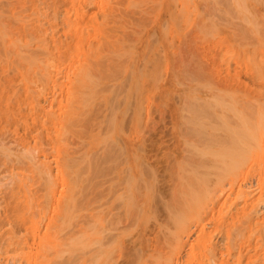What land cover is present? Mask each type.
<instances>
[{"label":"rangeland","instance_id":"374dc122","mask_svg":"<svg viewBox=\"0 0 264 264\" xmlns=\"http://www.w3.org/2000/svg\"><path fill=\"white\" fill-rule=\"evenodd\" d=\"M0 29L17 37L19 46L29 41L28 48L25 44L13 48L3 44L5 34L0 33V217L14 224L5 222L0 229V248L6 238L2 239L9 236L8 229L34 246L24 250L23 260V254L9 251L0 257V264H15L18 259L25 264L36 250L40 258L45 255L41 262L89 264V214L109 206L116 218L124 220L119 225L122 237L109 247L112 255L108 252L107 262L111 264H155L158 260L156 264H264V0H0ZM91 47L99 49L88 60L89 73L94 75L88 109L84 107L85 84L75 74L85 65L84 53ZM48 55L55 59L49 61L52 71L59 74L56 80L40 79L37 72L39 63L44 64L39 61ZM40 91L47 92L42 94L43 112L32 103L38 104ZM71 100L78 104L79 113L66 126L65 132L71 133L61 145L66 157H72L73 166L69 165L73 169L60 170V158L53 152L59 146L60 127L54 118L66 116ZM130 142L145 159L137 164L141 173L125 175L139 192L129 188L125 196L117 197V193L108 194L106 183H116L115 167L125 166L122 161ZM26 149L52 164L54 194L48 193V180L44 182L29 170ZM108 156H120L119 163ZM204 175L207 190L202 188ZM144 179L149 188H142ZM218 179L225 181L223 194L216 199L207 196L208 187L210 192L215 189ZM147 188L148 193L144 192ZM134 193L141 195L137 198ZM242 193L248 194L247 199ZM203 194L211 204L206 198L201 202ZM197 195L201 204L191 199ZM191 200L197 203L194 206L206 204L201 207L204 216L196 213L197 206L193 210ZM122 203L126 204L121 207ZM130 204L137 217L126 219ZM189 211L192 217L197 214L198 222L189 219V230L179 245L173 240L177 217L190 215ZM8 212L11 217H6ZM253 212L257 217L249 224ZM30 218L37 221L38 230L29 227ZM157 225H162L161 230ZM155 227L157 232L152 230ZM145 230L156 233L150 231L143 237ZM37 235L42 242H46L44 236L53 239V243L47 241L49 245L41 242L44 252H38L34 244Z\"/></svg>","mask_w":264,"mask_h":264},{"label":"bare ground","instance_id":"6f19581e","mask_svg":"<svg viewBox=\"0 0 264 264\" xmlns=\"http://www.w3.org/2000/svg\"><path fill=\"white\" fill-rule=\"evenodd\" d=\"M109 1V0H108ZM103 3V2H102ZM109 3H111V2H109ZM105 4V3H104ZM103 5V4H102ZM186 5V4H185ZM107 6V5H106ZM105 7V6H104ZM185 7H188V5L187 6H185ZM184 9V8H183ZM188 10V9H187ZM56 12V11H55ZM59 15V14H58ZM57 15V16H58ZM37 18V17H36ZM20 21V20H19ZM106 22V21H105ZM108 22V21H107ZM98 24V23H97ZM105 24H107V23H105ZM26 25V24H25ZM101 25V24H100ZM27 26V25H26ZM97 26V25H96ZM105 26V25H104ZM103 26V27H104ZM107 26V25H106ZM2 27H4V26H2ZM24 27V26H23ZM101 27H102V25H101ZM6 29H7V27H5ZM13 28V27H12ZM105 28H107V27H105ZM104 28V29H105ZM3 29V28H2ZM2 29H0V31L2 30ZM6 29H4V32H5V30ZM10 29V28H9ZM25 29V28H24ZM24 29H22V30H24ZM35 29V28H34ZM72 29V28H71ZM101 29V28H100ZM103 30V29H102ZM3 31V30H2ZM7 31V30H6ZM26 31V30H25ZM33 31V30H32ZM70 31V30H69ZM80 31V30H79ZM82 31V30H81ZM84 31V30H83ZM8 32V31H7ZM12 32V31H11ZM74 32H75V30H74ZM102 32V31H101ZM104 33H105V31H103ZM0 33H2V34H5V35H3V37H4V40L2 39V41H4V43L3 44H5V45H9L10 47H13V46H15V47H17V49H18V47H21L22 45H28V42L29 41H27L26 43H24V41H23V43L24 44H22V45H20L19 46V42H20V40L19 39H17V37L16 38H11L10 36L12 35H8V33L6 34V33H3V32H0ZM87 33V32H86ZM86 33H84L85 35H86ZM1 34V35H2ZM8 37H7V36ZM21 35H23V34H21ZM38 35V34H37ZM83 35V34H82ZM14 36V35H13ZM24 36V35H23ZM84 36V35H83ZM101 36H104L103 34L101 35ZM101 36H100V38H99V40L101 39ZM1 37V36H0ZM7 37V38H6ZM9 37L11 38V39H9ZM41 37H43L42 35L40 36V39H42ZM46 38V37H45ZM36 39H37V36H36ZM80 39V38H79ZM85 39V38H84ZM105 39V38H104ZM44 40V39H43ZM43 40H41L42 42H43V44L45 43ZM82 40V39H81ZM111 40V39H110ZM109 40V41H110ZM22 41V40H21ZM83 41V40H82ZM109 41H106L105 40V42H108L109 43ZM115 41V40H114ZM113 41V42H114ZM121 41H123V40H121ZM84 42V41H83ZM85 42H86V40H85ZM118 42H120V41H118ZM124 42V41H123ZM126 42V41H125ZM102 43H103V41H102ZM116 43V42H115ZM21 44V43H20ZM30 44H31V42H30ZM43 44H42V46H43ZM101 43L99 42V45H100ZM111 44H112V41H111ZM111 44H109V45H111ZM118 44V43H117ZM117 44H115L116 46H117ZM119 44H121V43H119ZM26 45V46H27ZM32 45V44H31ZM30 45V46H31ZM46 45H47V43H46ZM46 45H44V46H46ZM114 45V44H113ZM122 46L123 45H125V44H121ZM120 45V47H122ZM41 46V45H40ZM39 46V47H40ZM43 46V47H44ZM89 46H91V45H89ZM105 46V45H104ZM107 46V45H106ZM105 46V47H106ZM132 46V45H131ZM15 47H13V48H15ZM48 47V46H47ZM99 47V46H98ZM97 47V48H98ZM103 47V46H102ZM134 47V46H133ZM22 48H23V46H22ZM27 48H28V46H27ZM91 48H93V47H91ZM91 48H90V52L88 51L87 53H84L86 56H87V58H85V57H83L84 59H85V65L79 70V72L78 73H76L75 75H76V78H77V76H79L80 78H81V80L83 81V84H85V88H84V92H85V100H84V107H88V109H89V105H90V100H91V98H92V93H93V88H90V86H91V84L93 83V79L94 78H92V75H93V73H89V63H88V60L90 59L89 57H90V55L97 49L96 47H95V49L93 48V50H91ZM46 49V47H44V50ZM99 49V48H98ZM101 49H103V48H101ZM132 49V48H131ZM134 49V48H133ZM132 49V50H133ZM50 50V49H49ZM130 49H128V51H129ZM47 51H48V48H47ZM45 52V51H44ZM96 52V51H95ZM98 52H100V51H98ZM130 52V51H129ZM132 52V51H131ZM46 53V52H45ZM52 53V52H51ZM128 53V52H127ZM48 54V53H47ZM46 54V55H47ZM126 54V53H125ZM51 55H53V54H51ZM102 55V54H101ZM50 55H48V57H49ZM81 56V55H80ZM123 56V55H122ZM125 56V55H124ZM128 56V55H127ZM47 57V56H46ZM52 57H55V56H52ZM129 57V56H128ZM50 58H51V56H50ZM48 58L47 60H40V59H38L37 61H36V59L34 60V62H38L39 60V62H41V63H44L43 65L42 64H40L39 62V67H40V70L38 71L37 69L39 68L38 66V68L36 69L37 70V72L39 73V75H40V79H45V80H53V79H55L56 80V78H57V76H59V74L57 75V73H55L54 71H52V63H54V60L51 58ZM92 58V57H91ZM49 60H53V62L50 64V61ZM125 60V59H124ZM56 61H58L57 59H56ZM133 61V60H132ZM48 62H49V66L47 65L48 64ZM133 64V63H132ZM38 65V64H37ZM131 65V64H130ZM55 68V67H54ZM54 70V69H53ZM128 70H130V68L128 69ZM94 76V75H93ZM102 78V77H101ZM78 79V78H77ZM47 80V81H48ZM96 80V79H95ZM96 84V83H95ZM94 84V85H95ZM136 84H137V82H136ZM136 84H135V86H136ZM94 87V86H93ZM97 87V86H96ZM136 88V87H135ZM87 89H89V91H87ZM94 89H95V87H94ZM96 91V90H95ZM41 92V91H40ZM43 92V93H42ZM41 93H39V94H37L38 95V97H37V100H39L38 101V104L36 103V102H32V103H35L36 104V106H34V107H37V109L39 108V110H42V112L44 111V109L45 108H42V106H41V102H42V98L44 97L43 95H45L47 92H44V91H42ZM108 93V92H107ZM117 93V92H116ZM40 94H41V96L42 97H39L40 96ZM43 94V95H42ZM115 94V93H114ZM46 96V95H45ZM100 96V95H99ZM118 97H119V95H118ZM132 97H133V95H132ZM97 99V98H96ZM109 99V98H108ZM36 100V101H37ZM76 100H78V98L76 99ZM110 100H111V97H110ZM35 101V100H34ZM72 101V100H71ZM69 102V106H68V108H67V113H66V116L64 117V118H62V117H60V119L59 120H57V118H54V122H55V124L57 125H59V129H57V133H58V138H57V145H59L58 146V149L56 150V148H55V150L53 151V152H56L57 151V155L59 156V169L60 170H62V168H67L68 170H70V168H71V166H73L72 165V161H73V159H71L72 157H66V155H65V148H63V146L61 145V144H64L65 142H66V140H67V138H68V135L71 133V132H65V128H66V126H71L70 125V120H72V119H75V115H77L79 112H78V104H75V105H73L74 103H75V101H72V102ZM92 101H93V99H92ZM78 101H76V103H77ZM118 102V101H117ZM130 102V101H129ZM93 103V102H92ZM91 103V104H92ZM96 103V102H95ZM34 104V105H35ZM109 104H110V102H109ZM114 104V103H113ZM131 104V103H130ZM72 105H73V107H72ZM94 105V104H93ZM81 107V106H80ZM93 107V106H92ZM128 107V106H127ZM110 108V107H109ZM108 109V108H107ZM138 109H140V107L138 108ZM36 110V109H35ZM87 110V109H86ZM126 110H127V108H126ZM92 111V110H91ZM90 111V113H92ZM110 111V110H109ZM126 112V111H125ZM137 113H135V115H136ZM111 115H112V113H111ZM134 115V116H135ZM139 115V114H138ZM38 116V115H37ZM42 116V115H41ZM113 116H115V115H113ZM122 116H123V114H122ZM140 116V115H139ZM137 117V116H136ZM136 117H135V120L136 121H138L137 119H136ZM112 118V117H111ZM93 119V118H92ZM140 119H141V117H140ZM139 119V120H140ZM121 120V119H120ZM122 120H123V117H122ZM39 121V120H38ZM109 121V120H108ZM136 121H135V125L136 124H138V123H136ZM120 122V121H119ZM122 122H124V121H122ZM139 122V121H138ZM41 123V122H40ZM68 123H69V125H68ZM72 124V123H71ZM124 124V123H123ZM140 124V123H139ZM112 126V125H111ZM138 126V125H137ZM136 126V127H137ZM118 127H120V124L118 125ZM58 128V127H57ZM135 128V127H134ZM120 128H118V130H119ZM122 129H123V127H122ZM136 129V128H135ZM139 129V128H138ZM124 130V129H123ZM134 131V130H133ZM139 131V130H138ZM120 132V131H119ZM124 132H125V130H124ZM121 133H122V130H121ZM126 133V132H125ZM132 135V134H131ZM137 135V134H136ZM7 137V136H6ZM137 137V136H136ZM15 138V137H14ZM2 139V138H1ZM4 139V138H3ZM7 139V138H6ZM6 139H4V140H6ZM12 139V138H11ZM18 139V138H17ZM132 139V138H131ZM104 141V140H103ZM133 141H134V139H133ZM100 143V142H99ZM54 144L56 145V143L54 142ZM2 145H3V143H2ZM4 146V145H3ZM33 147V146H32ZM137 147V146H136ZM135 147V145L132 143V142H130V143H127V145H126V148H127V155H125L124 157H123V161H122V163L125 165L124 167H120L119 166V164L115 167L116 168V170L114 171L115 172V180H113V181H115L116 183H114V184H111V183H106V185L108 184V187H107V190H108V194H109V192L111 193H117V197H121L122 196V194H124V196H125V192L126 191H128L129 190V188H135L134 190H136V193L137 192H139L137 189H136V187L134 186H131V184H129V181H127V179H126V177H125V175L126 176H128V174L129 175H132V174H138V173H141V172H139V171H141L140 170V168H139V171H137V164H138V161H141V160H143L144 159V156L140 153V151H138L139 149L138 148H136ZM139 147V146H138ZM25 148H27V146L25 147ZM36 150H37V148L36 147H34ZM33 148V149H34ZM63 148V149H62ZM140 148V147H139ZM146 148V147H145ZM34 149V150H35ZM112 149V148H111ZM111 149H109V150H111ZM27 150V149H26ZM145 150V149H144ZM27 151H29L28 153H29V155H28V153L27 152H25V155H27V161L28 162H30V163H28L27 161V164L28 165H30V169L29 170H31V172L33 173V175H35V177H39L40 179H43V181L45 180H48V181H44L45 183H47V182H49L50 184H49V187H48V185H46V187L49 189H47L48 190V193H49V191H51L50 193L51 194H54V192H55V190H54V188L53 187H56V185L53 183V181H52V179H53V167H52V164H50V163H48V161L46 162L45 160H43V159H41L39 156H33V154H35V152L34 151H31V152H34V153H30V149L29 150H27ZM44 151V153L46 152V150H43ZM123 151V150H122ZM121 151V152H122ZM52 152V153H53ZM119 152H120V150H119ZM107 153V155H111L112 156V152H106ZM115 153H116V151H115ZM144 153V152H143ZM30 154L34 157H31L30 156ZM114 154V153H113ZM120 154V153H119ZM117 155H118V151H117ZM108 156V157H109ZM114 156V155H113ZM104 157V156H103ZM107 157V156H106ZM110 158V157H109ZM107 159L108 161H106V162H108V163H110L109 162V160L110 159H112L113 161L114 160H118V159H120V156H118V157H111L110 159ZM121 158H122V155H121ZM103 159V158H102ZM105 160V159H104ZM111 160V161H112ZM145 160V159H144ZM45 161V162H44ZM65 161L68 163V165L65 163ZM93 161H96V160H93ZM89 162V161H88ZM105 162V163H106ZM118 163H119V160L117 161ZM96 163V162H95ZM104 163V164H105ZM116 162H114V164H115ZM179 163H181V162H179ZM71 166H70V165ZM88 164H90V163H88ZM113 164V163H112ZM111 164V165H112ZM27 165V166H28ZM110 165V166H111ZM122 165V164H121ZM93 166V165H92ZM108 166V165H107ZM110 166H108V167H110ZM115 166V165H114ZM113 166V167H114ZM29 167V166H28ZM74 167H76V166H74ZM88 167H90L89 165H88ZM96 167V166H95ZM97 167H98V165H97ZM71 169H73V167L71 168ZM75 169V168H74ZM91 169V168H90ZM148 169V168H147ZM76 170V169H75ZM74 170V171H75ZM92 170L94 171V169L92 168ZM144 170H146V169H144ZM149 170H150V168H149ZM148 170V171H149ZM109 171V170H108ZM147 171V172H148ZM151 172H152V174H154L155 172H154V170L152 169V170H150ZM65 172V171H64ZM144 172V171H143ZM229 173V172H228ZM227 173V174H228ZM91 174H92V172H91ZM106 174V173H105ZM145 174V173H144ZM221 174H223V173H221ZM225 174V173H224ZM232 174V173H231ZM110 175V174H109ZM108 175V176H109ZM264 175V174H263ZM133 176V175H132ZM131 176V177H132ZM188 176V175H187ZM227 176V175H226ZM105 178H106V176H104ZM117 177V178H116ZM130 177V176H129ZM130 177V178H131ZM139 177V176H138ZM141 177V176H140ZM151 177V176H150ZM149 177V178H150ZM204 177H206L205 175H204ZM204 177H202V178H204ZM222 177V176H221ZM110 178H111V176H110ZM129 178V179H130ZM222 178H225V175H224V177H222ZM221 178V179H222ZM235 178V177H234ZM263 178V177H262ZM37 179V178H36ZM113 178H111V180H112ZM135 179V178H134ZM154 179V178H153ZM220 179V180H221ZM232 179H233V176H232ZM236 179V178H235ZM238 179V178H237ZM51 180V181H50ZM99 180V179H98ZM110 180V179H109ZM110 180V182H112ZM117 180V181H116ZM131 180V179H130ZM204 180H208L207 179V177L206 178H204V179H202V181H204ZM219 180V179H218ZM220 180H219V183H218V185L217 184H215L216 186V188L215 189H213V190H211V192H210V187H208V194H207V196H213L214 198H215V196H218V197H221V195L223 194V192H224V186H222L221 184H224L225 183V181H224V183H222L223 182V180L220 182ZM230 180V179H229ZM263 180V179H262ZM201 181V182H202ZM51 182L54 184V185H52L51 184ZM94 182H96L95 180H94ZM105 182H107V180L105 181ZM137 183V181H134L133 183L136 185V183ZM156 182V181H155ZM200 182V183H201ZM205 182V181H204ZM204 182H202V183H204ZM207 182L208 181H206L205 182V186H203L202 188L203 189H206V188H204V187H206L207 186ZM233 182H234V180H233ZM243 182H244V179H243ZM262 182V181H261ZM263 182H264V180H263ZM92 183V182H91ZM132 183V184H133ZM139 183V182H138ZM137 183V184H138ZM144 183H145V185L143 184L142 185V188H145L146 189V187H148V186H150V185H148V183H149V181H148V179H144ZM201 183V184H202ZM98 184V183H97ZM105 184V183H104ZM140 184V183H139ZM138 184V185H139ZM155 184V183H154ZM232 184V183H231ZM264 184V183H263ZM24 185V184H23ZM53 186V187H52ZM144 186H146V187H144ZM152 186V185H151ZM237 186V185H236ZM235 186V187H236ZM24 187V186H23ZM94 187H95V185H94ZM101 187V186H100ZM140 187V186H139ZM189 187H190V185H189ZM214 187V186H213ZM91 188H93V187H90V192H91ZM98 188V187H97ZM104 188V187H103ZM149 188V187H148ZM148 188H147V191H144V192H147L148 193ZM178 188V187H177ZM183 188V187H182ZM186 188V187H185ZM184 188V189H185ZM234 188V187H233ZM262 188V187H261ZM264 188V187H263ZM26 189V188H25ZM95 189V188H94ZM93 189V190H94ZM140 189V188H139ZM145 189H143V190H145ZM176 189V188H175ZM191 189V188H190ZM193 189V188H192ZM195 189V188H194ZM22 190V189H21ZM23 190H24V188H23ZM27 190H28V187H27ZM70 190H72V188L70 189ZM96 190V189H95ZM101 190V189H100ZM105 190V189H104ZM150 190H151V188H150ZM207 190V189H206ZM205 190V191H206ZM215 190V191H214ZM261 190V189H260ZM89 191V190H88ZM155 191V190H154ZM154 191H152L153 193H154ZM204 191V190H203ZM203 191H201V195H202V192ZM203 192L204 194L207 192ZM212 191H213V193H212ZM31 192V191H30ZM135 192V191H134ZM209 192L210 193H212V194H209ZM242 192H244L243 190H242ZM15 193H18V190H17V192H15ZM14 193V194H15ZM95 193H97V192H95ZM111 193V194H112ZM128 194L127 195H129V192H127ZM131 193V192H130ZM150 193V192H149ZM183 193H184V191H183ZM195 193V192H194ZM216 193H217V195H216ZM218 193H220V194H218ZM245 193H248V192H245ZM24 194H25V190H24ZM93 194V193H92ZM99 194V193H98ZM106 194H107V192H106ZM135 194V193H134ZM150 194H152V193H150ZM155 194V193H154ZM154 194H153V196H154ZM203 194V195H204ZM243 195H244V193H242ZM241 194V195H242ZM249 194V193H248ZM248 194H245L244 196L246 197V195H248ZM28 195H29V193H28ZM91 195V194H90ZM116 195V194H115ZM126 195V196H127ZM136 195V197L138 198V196L139 195H141L140 193H139V195H137V194H135ZM144 195V194H143ZM147 195V194H146ZM145 195V196H146ZM159 195V194H158ZM182 195V194H181ZM180 195V196H181ZM186 195V194H185ZM20 196V195H19ZM34 196H35V193H34ZM95 196V195H94ZM105 196V195H104ZM108 196V195H107ZM110 196V195H109ZM124 196H123V198H124ZM144 196V197H145ZM178 196V195H177ZM206 195H204V197H202V201L201 200H199L200 199V196H196V199H195V197L194 198H191V199H193L194 201L196 200H198V202L197 203H200L201 204V202H203V198H206L205 200L208 202L209 201V199L207 198V196L205 197ZM16 197H18V196H16ZM93 197V196H92ZM112 197V196H111ZM131 197V196H130ZM135 197V198H136ZM185 197V196H184ZM186 197H188V196H186ZM189 197H191V196H189ZM248 197V196H247ZM247 197H246V199H247ZM33 199H34V197H32ZM114 198V197H113ZM116 198V197H115ZM128 198V197H127ZM127 198H125V200L127 199ZM139 198H141V196L139 197ZM146 198V197H145ZM145 198H144V200H145ZM154 198V197H153ZM199 198V199H198ZM210 198V197H209ZM214 198L212 199V200H214ZM217 198V197H216ZM215 198V199H216ZM264 198V197H263ZM20 199V198H19ZM110 199V198H109ZM117 199V198H116ZM129 200L131 199V198H128ZM219 199V198H218ZM243 199H245L244 197H243ZM249 199V198H248ZM92 200V199H91ZM118 200V199H117ZM116 200V201H117ZM129 200H126L127 202L129 201ZM135 200V199H134ZM133 200V201H134ZM181 200V199H180ZM262 200V199H261ZM18 201V200H17ZM24 201V200H23ZM36 201V200H35ZM47 201H49V200H47ZM46 201V202H47ZM114 201V200H113ZM154 201V200H153ZM152 201V202H153ZM185 201V200H184ZM192 201V200H191ZM201 201V202H200ZM206 201H204V203H206ZM211 201V200H210ZM210 201H209V204H211L212 203V201H211V203H210ZM245 201V200H244ZM251 201V200H250ZM20 202V201H19ZM18 202V203H19ZM25 202H27V201H25ZM89 202H90V200H89ZM104 202V201H103ZM108 202V201H107ZM121 202H122V200H121ZM139 202H140V200H139ZM213 202H215V200L213 201ZM220 202H221V200H220ZM220 202H218L217 204L219 205V203ZM247 202V201H246ZM261 202V201H260ZM29 203V202H28ZM34 203V202H33ZM48 203V202H47ZM109 203V202H108ZM132 203V202H131ZM154 203V202H153ZM188 203V202H187ZM197 203H195V202H193L192 201V203H190L191 205L193 204V206L195 205V204H197ZM21 204V203H20ZM34 204H37V203H34ZM33 204V205H34ZM40 204H41V202H40ZM43 204V203H42ZM99 204H100V201H99ZM107 203H105V205H106ZM126 203H122V206L121 207H123V205H125ZM139 204V203H138ZM199 204V205H200ZM249 204V203H248ZM32 205V204H31ZM33 205H32V209L34 210V208H33ZM95 205H97V204H95ZM94 205V206H95ZM104 205V203H103V206H105ZM190 205V208H193V206H191ZM206 204H204V205H201V207H203V206H205ZM208 205V204H207ZM94 206H92L93 208H94ZM138 206V205H137ZM136 206V207H137ZM140 206V205H139ZM188 206V205H187ZM197 206V205H196ZM196 206H194L195 208L193 209V210H195L196 209ZM209 206V205H208ZM35 207H36V205H35ZM120 207V208H121ZM128 207H129V204H128ZM127 207V210H126V219H133L134 217H137V216H135V214H136V212H134L131 208L133 207V203H132V207H131V204H130V208H128ZM135 207V206H134ZM141 207V206H140ZM166 207V206H165ZM184 207H185V205H184ZM198 207V209H196V210H198V212H196V213H199L200 214V217L203 215L204 216V214H205V211H204V208L202 209L200 206H197ZM211 207V206H210ZM42 208V207H41ZM89 208V207H88ZM106 208V209H105ZM105 208H103L102 209V211H101V209H100V213H98V214H96L97 212L96 211H93V213L92 212H90V214H89V221H88V231H89V229H90V233L89 232H86V233H89L90 235H87V237L89 236V251H88V262H89V264H107V263H109V262H107L108 261V257H110V254H111V252H109L110 251V249H111V247H110V245L115 241L116 242V240L115 239H117V237L119 238V236L122 234V232H120V229H122V228H120V224L121 223H123V217H121V216H118V218H116L112 213L113 212H111L112 211V208L109 206V207H105ZM148 207H146V209H147ZM153 208V207H152ZM189 208V207H188ZM221 208V207H220ZM99 209V208H98ZM123 209V208H122ZM207 209V208H206ZM214 209V208H213ZM216 209V208H215ZM35 210H37L36 208H35ZM138 210H139V208H138ZM190 210H192V209H190ZM195 210V211H196ZM257 210H258V207H257ZM257 210H256V213H257ZM264 210V209H263ZM10 211V210H9ZM123 211H124V209H123ZM137 211V210H136ZM195 211H194V213H195ZM253 211L255 212V210L253 209ZM96 212V213H95ZM102 212V213H101ZM139 212V211H138ZM149 212V211H148ZM253 212V214L255 215V213ZM211 213V212H210ZM222 213H223V211H222ZM7 214V213H6ZM5 214V215H6ZM11 214V213H10ZM112 214V215H111ZM118 214V213H117ZM173 214V213H172ZM188 213H185L184 215H187ZM189 214L190 215H187L188 216V220H186L187 219V216H183L184 218H185V220H183V221H181V219L183 218L182 216H178L177 218H180V220H179V222H177L178 223V227H177V231H175V233H174V231H173V233H174V236H176L175 237V239H173L174 241H176V239H177V241H179V245L182 243L181 241H182V236H183V234L184 233H186L188 230H189V226H188V223H189V221L190 220H192V221H196V222H198V220H195V217L197 216V214H196V216L195 217H192L194 214H192V211L190 212L189 211ZM198 214V215H199ZM212 214V213H211ZM215 214V213H214ZM258 214V213H257ZM36 215V214H35ZM120 215V214H119ZM138 215V214H137ZM141 215V214H140ZM139 215V216H140ZM192 215V216H191ZM250 215V214H249ZM253 215V216H254ZM38 216H39V214H38ZM141 216H143V215H141ZM145 216V215H144ZM219 216V215H218ZM230 216V215H229ZM228 216V217H229ZM252 216V214L248 217V222H249V224L250 223H252L255 219H256V217H257V215H255V218ZM259 216V215H258ZM6 217H11V216H9V212H8V216L6 215ZM17 217V216H16ZM33 217V216H32ZM35 217V216H34ZM198 217V216H197ZM174 218V217H173ZM183 218V219H184ZM191 218V219H190ZM232 218H233V215H232ZM246 218V217H245ZM31 219V218H30ZM33 219V218H32ZM29 220L28 219V222H31L32 224H33V226H32V224H31V226H29V227H35V228H37V226H36V224L35 223H37V221L35 222L34 220ZM35 219V218H34ZM137 219V218H136ZM190 219V220H189ZM206 219V218H205ZM209 219V218H208ZM226 219H228L227 218V216H226ZM247 219V218H246ZM258 219V218H257ZM10 220V218L9 219H7L6 220V218H5V220L3 219V218H1L0 217V229H3L4 227V225L3 224H5V222H6V224H9L10 226L13 224V223H11V221L13 222V220L11 219V221H9ZM17 220V219H16ZM15 220V221H16ZM27 220V219H26ZM38 220V219H37ZM140 220V219H139ZM210 220V219H209ZM14 221V222H15ZM127 221V220H126ZM125 221V222H126ZM181 221V222H180ZM247 221V220H246ZM8 222H10V223H8ZM18 222H20V220L18 219ZM23 222V221H22ZM38 222H39V220H38ZM124 222V223H125ZM131 222V221H130ZM130 222H129V224H130ZM133 222V221H132ZM140 222V221H139ZM24 223V222H23ZM203 222H201V224H202ZM247 223V222H246ZM255 223V222H254ZM20 224H22L21 222H20ZM28 224H30V223H28ZM27 224V225H28ZM41 224V223H40ZM175 224V223H174ZM14 225V224H13ZM23 225V224H22ZM134 225V224H133ZM160 225V224H159ZM159 225H157L156 227H158ZM253 225V224H252ZM6 226H8V225H6ZM131 226V225H130ZM162 226V225H161ZM161 226H159L160 227V230H161ZM203 226V225H202ZM3 227V228H2ZM18 227H19V225H18ZM24 227V226H23ZM147 227V226H146ZM152 227V226H151ZM156 227L155 228H153L152 230H154L155 229V231H156ZM247 227V226H246ZM250 227V226H249ZM27 228V227H26ZM40 228V227H39ZM133 228V227H132ZM179 228V229H178ZM19 229V228H18ZM52 229V228H51ZM147 229V228H146ZM151 229V228H150ZM164 229V228H163ZM162 229V230H163ZM242 229H245V227L244 228H242ZM241 229V230H242ZM26 230V229H25ZM27 230H28V228H27ZM29 230H31V228H29ZM28 230V231H29ZM33 230H34V228H33ZM32 230V231H33ZM36 230H38V228L36 229ZM86 230V229H85ZM131 230V229H130ZM159 230V231H160ZM176 230V229H175ZM2 231V230H1ZM8 231H10V232H8V234L7 235H9V236H7V237H2L3 239H2V241H4V239H5V242L3 243V246H2V244H1V248H0V257L2 256V255H4V254H8V253H10L9 251H14V252H18V254H20V256H22V254L24 253V250L25 249H27V248H32V247H34V246H31L30 247V243H29V241L28 240H26V241H23V240H25V238L22 240L20 237H18L17 236V232L16 231H13V229L12 230H10V229H8ZM35 231V230H34ZM51 231V230H50ZM146 231V230H145ZM143 232V237L144 236H146V235H148V233L151 231V230H149V232H148V230L146 231V232ZM158 231V232H159ZM233 231V230H232ZM244 231V230H243ZM4 232V231H3ZM126 232H128V230L126 231ZM131 232H133V231H131ZM131 232H128L129 234L131 233ZM148 232V233H147ZM152 233H153V235H155L154 233H156V232H154V231H151ZM7 233V232H6ZM5 233V234H6ZM33 233V232H32ZM32 233H29V234H32ZM43 233V232H42ZM41 233V234H42ZM172 233V232H171ZM205 233V232H204ZM0 234H1V232H0ZM18 234H20V233H18ZM35 234V233H34ZM190 234V233H189ZM206 234V233H205ZM210 234V233H209ZM244 234V233H243ZM2 235H3V233H2ZM2 235H0V238H1V236ZM46 235H48L49 237L51 236L50 234H49V232H47L46 233ZM86 235V234H85ZM123 235V234H122ZM122 235H121V237H122ZM151 235V234H150ZM160 235V234H159ZM171 235V234H170ZM184 235H186V234H184ZM35 236V235H34ZM38 237H35V238H33V241H34V244L37 246V249H38V252L39 251H43L44 252V247H42V248H40L41 246L40 245H42L41 244V238H42V236H39V235H37ZM202 236H204V235H202ZM206 236H207V234H206ZM209 236V235H208ZM242 236V235H241ZM45 237H47V236H44L43 237V239H45L46 240V242H42L43 244L45 243H47V241L48 242H52L53 243V239L51 240V239H46ZM49 237H47V238H49ZM51 237H53V236H51ZM111 237V238H110ZM163 237V236H162ZM170 238V237H169ZM174 238V237H173ZM206 238V237H205ZM208 238V237H207ZM210 238V237H209ZM73 239L74 238H72V241H73ZM125 239V237L122 239V241ZM141 239V238H140ZM139 239V240H140ZM166 239V238H165ZM202 239V238H201ZM51 240V241H50ZM87 240V241H88ZM170 240V239H169ZM168 240V241H169ZM207 239H205L204 240V242L206 241ZM1 241V240H0ZM70 241V240H69ZM71 241V242H72ZM78 241V240H77ZM85 241H86V238H85ZM128 241V240H127ZM147 241V243H148V240H146ZM158 241V240H157ZM163 241V240H162ZM171 241H172V239H171ZM170 241V242H171ZM60 242V241H59ZM63 242V241H62ZM66 242V241H65ZM76 242V241H75ZM163 242H165V241H163ZM33 243V242H32ZM55 243V242H54ZM84 243V242H83ZM121 242H119V244L117 245L118 246V248L119 247H121V244H120ZM125 243V242H124ZM123 242H122V244H124ZM48 244V243H47ZM60 244V243H59ZM58 244V245H59ZM86 244V243H85ZM130 244H132V243H130ZM138 244V243H137ZM136 244V245H137ZM161 245H162V242L160 243ZM169 245H171L170 243H168ZM175 244H176V242H175ZM174 244V245H175ZM263 244V243H262ZM27 245H29V246H27ZM49 245V244H48ZM62 245V244H61ZM70 245V244H69ZM81 245V244H80ZM120 245V246H119ZM129 245V244H128ZM173 245V246H174ZM43 246V245H42ZM112 246V245H111ZM130 246V245H129ZM129 246H127V247H129ZM147 246V245H146ZM166 246V245H165ZM176 246H177V244H176ZM40 249H39V248ZM109 247H110V249H109ZM113 247V246H112ZM135 247V246H134ZM138 247H140L139 245H138ZM137 247V248H138ZM154 247V246H153ZM158 247V246H157ZM11 248H12V250H11ZM115 248H117V247H115ZM114 248V249H115ZM137 248L136 249H133V250H136L137 251ZM146 248H148L149 250H150V248L149 247H146ZM160 248V247H159ZM166 248H168V247H166ZM170 248V247H169ZM33 249V248H32ZM122 249H125V246L122 248ZM171 249V248H170ZM173 249V248H172ZM30 250V249H29ZM121 250V249H120ZM127 250H128V248H127ZM138 250H140V249H138ZM155 250V249H154ZM157 250H158V248H157ZM161 250H163V249H161ZM33 251V250H32ZM47 251V250H46ZM45 251V252H46ZM114 251V250H113ZM122 251V250H121ZM125 251V250H124ZM130 251H132V250H130ZM129 251V252H130ZM20 252V253H19ZM49 252V251H48ZM108 252L110 253V254H108ZM123 252V251H122ZM122 252H119L120 253V255L122 254ZM128 252V251H127ZM133 252V251H132ZM148 252V255H149V252H151V251H147ZM162 252V251H161ZM37 250H36V252L34 253L33 252V254H32V256H34L35 255V257L34 258H30L29 256L27 257V263H25V264H49V260L48 259H46L48 262L47 263H45V261L46 260H44V262L42 261L41 262V260H43L44 258V256L42 257L41 256V258H40V254L37 256ZM42 253V252H41ZM118 253V252H117ZM126 253V252H125ZM154 253V252H153ZM170 253V252H169ZM14 254V253H13ZM17 254V253H16ZM26 254V253H25ZM164 254V253H163ZM212 254H214V253H212ZM42 255V254H41ZM49 255V254H48ZM112 255V254H111ZM153 255V254H152ZM152 255L150 256V257H152ZM158 255V254H157ZM24 256V257H23ZM23 256L21 257V260H23V258H25V256L26 255H24L23 254ZM116 256V255H115ZM124 256L126 257V255L124 254ZM117 257V256H116ZM120 257V256H119ZM147 257V256H146ZM43 258V259H42ZM45 258H48V256H46ZM50 258V257H49ZM131 258V257H130ZM148 258V257H147ZM1 259V258H0ZM41 259V260H40ZM112 259V258H111ZM127 259V258H126ZM113 260V259H112ZM130 260V259H129ZM142 260H145L144 258L142 259ZM162 260V259H161ZM136 261V260H135ZM148 261V260H147ZM151 261V260H150ZM159 261V260H158ZM157 261V262H158ZM166 261V260H165ZM87 262V261H86ZM107 262V263H106ZM127 262V261H126ZM156 262V263H157ZM161 262V261H160ZM159 262V263H160ZM164 262V261H163ZM69 263V262H68ZM133 263V262H132ZM151 263V262H150ZM154 263H155V261H154ZM155 263V264H156ZM15 264H22L21 262H20V260L18 259V261L17 262H15ZM50 264H53V263H50ZM71 264V263H70ZM87 264V263H86ZM109 264H111V263H109ZM165 264H166V262H165ZM168 264H170V263H168Z\"/></svg>","mask_w":264,"mask_h":264}]
</instances>
